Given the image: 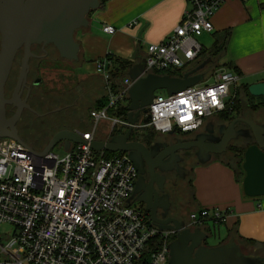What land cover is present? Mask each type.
<instances>
[{"label":"built area","instance_id":"1","mask_svg":"<svg viewBox=\"0 0 264 264\" xmlns=\"http://www.w3.org/2000/svg\"><path fill=\"white\" fill-rule=\"evenodd\" d=\"M186 1L190 10L166 40L146 46L143 75L181 69L203 50L199 38L212 32L211 17L225 0ZM101 31L113 35L115 28L104 25ZM108 56L95 63L107 102L89 111L90 130L74 131L81 143L71 142L55 154L0 139V228L9 227L0 233V264H167V237L173 230L153 225L131 201L136 171L128 154L106 158L105 151L96 152L89 144L101 121L110 127L107 138L116 128L124 132L130 127L160 135L195 134L208 119L232 110L239 77L218 70L176 94L155 95L147 107L148 123L131 126L117 111L126 104L132 82L126 77L112 87ZM225 218V212L208 208L190 213L188 222L220 224Z\"/></svg>","mask_w":264,"mask_h":264},{"label":"crops","instance_id":"2","mask_svg":"<svg viewBox=\"0 0 264 264\" xmlns=\"http://www.w3.org/2000/svg\"><path fill=\"white\" fill-rule=\"evenodd\" d=\"M190 8L186 0H99L97 8L87 17L88 25L74 34L78 45L75 74L83 82L98 84L101 78L95 63L108 55L116 60L128 62L131 68L142 65L146 46L164 42L178 26L184 12ZM210 21L212 32L199 38L203 47L201 53L211 48L215 35L226 31L230 33L225 51L216 63V71L225 70L238 75L237 88L240 90L244 85L264 82V0H225ZM104 25L115 28V33H102L101 28ZM140 31L142 33L138 38ZM200 54L193 62L173 70L185 73L188 72L185 69L193 64L190 68H196L204 62L200 61L195 65L202 57ZM203 70L199 73L202 74ZM168 73L166 71L155 75ZM96 91L97 87L92 91L93 94ZM251 98L249 99L253 104L264 100L261 97ZM247 103L245 102L244 115L242 112V116L236 117L235 112H232L233 118L249 119L245 117L248 113ZM253 115L258 120L255 122L257 125H264V108ZM59 145L63 148L62 143ZM190 193L192 210L218 208L226 213L223 223L216 224L211 220H204L194 226L210 234L208 247H215L229 240L235 241L238 236L256 243H264V197L253 199L244 196L230 165L222 160L198 165L194 170ZM219 229H222V233L216 231ZM238 246L243 247L247 254L262 252L257 247H245L240 244Z\"/></svg>","mask_w":264,"mask_h":264},{"label":"water","instance_id":"3","mask_svg":"<svg viewBox=\"0 0 264 264\" xmlns=\"http://www.w3.org/2000/svg\"><path fill=\"white\" fill-rule=\"evenodd\" d=\"M97 6L98 0H0V139H13L24 144L14 128L21 114V107L18 106L12 118L5 117L6 103L15 105L13 102H6L4 85L18 48L23 45L25 53L18 84L25 79L26 59L31 44H52L62 58L76 60L78 45L74 40V34L88 25L87 17ZM141 33L142 31L139 32L138 38ZM209 62L210 59H207L177 78L152 73L143 75L144 60H141L142 65H135L128 71L132 84L128 90L126 121L131 126L138 123L140 114H146L148 111L153 92L164 90L166 95L170 96L198 84L202 79L199 72ZM247 92L251 97L264 99V82L249 85ZM148 121L149 117H146L142 123L146 124ZM237 123L249 128L253 140L242 155L241 169L244 174L241 181L242 192L248 198L264 197V127L250 119L233 118L229 123L230 132L235 131L234 126ZM131 131L132 127L124 135L114 136L107 142L93 140L89 144L90 148L96 152L127 153L132 161L131 152L143 149V146L128 141ZM226 141L220 144L221 149L226 147ZM71 142L81 143V140L74 132L59 131L52 136L42 153L50 151L60 143L66 151ZM190 146H196V143H189L181 148ZM200 146H207L204 138H200ZM177 148L180 146L174 149ZM149 219L159 229H168L160 226L154 210L150 213ZM170 229L177 235L168 245L167 264H264V259L243 254L233 240L215 247L200 248L198 245L202 234L199 230L191 231L175 220Z\"/></svg>","mask_w":264,"mask_h":264},{"label":"flooded vegetation","instance_id":"4","mask_svg":"<svg viewBox=\"0 0 264 264\" xmlns=\"http://www.w3.org/2000/svg\"><path fill=\"white\" fill-rule=\"evenodd\" d=\"M26 1V0H25ZM29 53L26 59L25 79L18 84V79L22 71V61L25 57L24 46H20L14 56L10 72L4 85V98L6 102L5 117L10 119L14 116L18 106L21 107V114L14 125L18 135V125L23 113L30 112L37 117H47L50 112H42V106H34V91L41 86L42 80L39 77L43 63L50 65L65 64L73 72L75 71L76 60L62 58L52 44L34 45L28 48ZM153 92V97L155 96ZM129 105V103H128ZM34 106V108H33ZM147 115L141 113L138 122L146 118ZM233 119V118H232ZM231 119V120H232ZM231 120L210 119L195 134L180 135L171 132L167 135L155 134L152 140L142 142L132 140V134L143 130L132 129L128 141L138 143L143 149H136L131 152L130 157L136 171V182L131 201L136 203L148 216L154 210L156 220L160 226L170 229L173 221H177L191 231L199 230L202 238L199 247H208L207 240L210 235L204 229H198L190 225L187 219L188 207L190 205L187 196L190 195V184L195 168L203 162L212 160H222L234 162L237 160V152L231 151L244 144H251L249 131L246 125L237 123L234 132H230L229 123ZM128 130V129H127ZM116 128L117 135L111 134L103 142H107L114 136L124 135L126 132ZM114 132V133H115ZM244 137V138H242ZM200 138L205 139L207 146H200ZM227 140L226 147L221 149L222 141ZM196 143V146L181 148L183 145ZM177 146L180 148L174 149ZM177 233L173 231L167 240L174 241ZM196 251V250H195Z\"/></svg>","mask_w":264,"mask_h":264},{"label":"rangeland","instance_id":"5","mask_svg":"<svg viewBox=\"0 0 264 264\" xmlns=\"http://www.w3.org/2000/svg\"><path fill=\"white\" fill-rule=\"evenodd\" d=\"M193 65H190L185 70H193V68H190ZM217 69V64L213 59L203 70L201 82H204L209 74ZM175 71L176 70H169L168 72ZM39 77L42 83L41 86L34 91L33 98H35L33 104L35 107L42 106L43 111L39 113L50 112V114L47 117L41 116L34 119V115L30 112L23 113L18 125V137L29 146L33 147L35 151H43L52 136L59 131L74 132L82 129L79 132H83V128H85V130H90L91 125L88 120V113L95 108V101L97 98L102 96L100 88L101 82H99L98 91L93 94L92 91L96 89L97 84L81 81L75 72L62 63L55 66L43 63ZM155 95H165V91L157 90ZM246 101V98L243 96L238 97L236 105L244 111ZM245 117L249 118L254 123L258 122L253 114L247 113ZM215 118L218 119L217 117ZM109 130L110 127L108 123L106 121H101L97 126L95 139L104 140ZM243 145H245V142ZM51 150L55 154L63 153V148L59 144L55 145ZM234 164L235 163H232L231 165L235 168ZM187 199L190 203V195L187 196ZM188 208L187 217L193 208L192 204H190ZM195 211V209L192 210V212ZM8 230L9 227L3 225L0 228V233H7ZM216 231H221L222 233V229Z\"/></svg>","mask_w":264,"mask_h":264},{"label":"trees","instance_id":"6","mask_svg":"<svg viewBox=\"0 0 264 264\" xmlns=\"http://www.w3.org/2000/svg\"><path fill=\"white\" fill-rule=\"evenodd\" d=\"M100 1H102V0H100ZM229 36H230L229 31H226V32H223L221 34L215 35L214 36V42H213L211 48L208 51H204V52H202L200 54V56H202V57L200 58V60L198 62H196L195 65H198L200 63V61L202 62V61H205L206 59H210V62H212L213 59H214V61L217 63L219 58L221 57V55L225 51L227 42L229 40ZM107 58H109V60L113 64L112 70L110 72V77H111L110 79H111V82H112V87L115 89L121 84L122 80L125 77H128V71L130 70L131 65L128 62H126V61L116 60V59L112 58L111 56H108ZM177 72L178 71L169 72L166 75L171 76V77H177V78L182 77L183 73H181V72L177 73ZM98 84H97V88L99 87ZM247 87L248 86L244 85V86H242L241 90L236 88L235 91H234V99H233L232 110L230 112L221 113V114H219V115H217L215 117H217L218 119H226L228 121V120H231L234 117V116H228V115H232L231 114L232 112H235V114H236L235 116L236 117L242 116V112L243 111L240 109V107L238 108V106L236 105V103H237L236 101H238V97H241V96L246 98V100H247L246 102H248L247 103V111H248V113L253 114V113L258 112V110H260L261 108H264V100L262 102L256 103V104H253L252 102H250L249 98H251V96L247 92ZM100 88H101V91H103V94H102L101 97L97 98V100L95 101V108H93L92 110L101 109V108H103L106 105L107 92H106V89H105V83L103 82L102 78H101ZM125 102H126V104L124 106L119 107V109L117 111V116L121 117L122 119H126L127 106H128V103H129L128 102V97L125 98ZM112 114H113L112 111L108 112V115H112ZM243 115H244V112H243ZM88 120L90 121L89 113H88ZM261 126L264 127V125H261ZM246 128L249 131V139L251 141H253L252 140V135H251V132H250L249 128L247 126H246ZM83 129H84L83 132H87L88 131V130H85V128H83ZM81 130H79V131H81ZM118 133H120V132L119 131H117L115 133L113 132V134H115V135H117ZM155 134H157V133L154 132L152 129H145L142 132L136 131L134 134H132L131 139L132 140H139V141H142V142H147V141L152 140L153 137L155 136ZM180 135H182V134H180ZM185 136H188V135H185ZM242 138H244V137H242ZM248 145L249 144L241 145V146H239L237 148H232L231 147V151L238 153L237 156H236L237 160L234 161V162H225L224 161L226 164L230 165L231 167H232L231 164L235 163L234 164L235 168L234 167H232V168H233V171H234L235 180H236L237 183L240 184V186H241L242 178L244 176L243 171L241 169V163H242V160H243L242 155H243V152H244L245 148ZM31 148H33V147H31ZM104 155H105L106 158H110L113 155H115V153L105 152ZM198 211H200V209H197L195 212H198ZM190 213H193V212L191 211ZM234 242H235V244L237 246H238V244H240L241 246H245V247L249 246V247H254V248L257 247V249H261L262 252L248 253L247 254V253H245L243 251V249H242L243 247L241 248V247L238 246L243 254L250 255V256H255V257H258L260 259H264V243L263 244L262 243H256V242H254L252 240L242 239L239 236L236 238V240Z\"/></svg>","mask_w":264,"mask_h":264}]
</instances>
